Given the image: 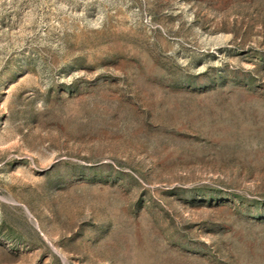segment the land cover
Wrapping results in <instances>:
<instances>
[{"label": "rangeland", "instance_id": "1", "mask_svg": "<svg viewBox=\"0 0 264 264\" xmlns=\"http://www.w3.org/2000/svg\"><path fill=\"white\" fill-rule=\"evenodd\" d=\"M0 264H264V0H0Z\"/></svg>", "mask_w": 264, "mask_h": 264}]
</instances>
